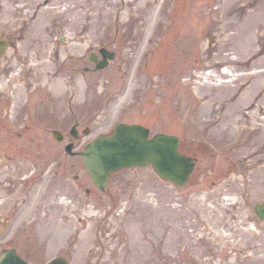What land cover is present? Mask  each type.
Instances as JSON below:
<instances>
[{
	"label": "rangeland",
	"instance_id": "374dc122",
	"mask_svg": "<svg viewBox=\"0 0 264 264\" xmlns=\"http://www.w3.org/2000/svg\"><path fill=\"white\" fill-rule=\"evenodd\" d=\"M31 1H16L14 24L0 23V44L8 42L0 53V255L16 248L40 263L65 255L70 264H264L254 209L264 200V0H96L104 10L84 32L72 16L47 17L38 38L18 40L23 15L34 11L33 21L50 5L31 10ZM7 5L0 0L4 17ZM20 42L37 60L49 45L46 58L56 52L53 72L66 84L17 95L30 63L14 53ZM101 47L116 57L96 69L89 56ZM76 119L81 134L91 128L78 150L117 122L177 134L198 157L194 177L179 187L135 166L102 191L81 157L66 154Z\"/></svg>",
	"mask_w": 264,
	"mask_h": 264
},
{
	"label": "water",
	"instance_id": "95a60500",
	"mask_svg": "<svg viewBox=\"0 0 264 264\" xmlns=\"http://www.w3.org/2000/svg\"><path fill=\"white\" fill-rule=\"evenodd\" d=\"M103 58L98 61L97 54L92 53L90 59L97 62V69L108 65L116 54L101 48ZM59 140L64 138L59 130H53ZM78 138V132L72 129ZM74 142L66 146L71 154H80L87 172L94 183L105 189L113 173L132 166L152 165L159 176L173 181L177 185H185L193 172L196 160L180 151L178 135L158 132L150 136V129L139 123H119L110 135H99L86 145L85 150L73 151ZM258 215L264 219V203L256 206ZM0 264H33L17 254L15 249L6 250L0 258ZM37 264V263H35ZM46 264H69L63 256H58Z\"/></svg>",
	"mask_w": 264,
	"mask_h": 264
},
{
	"label": "bare ground",
	"instance_id": "6f19581e",
	"mask_svg": "<svg viewBox=\"0 0 264 264\" xmlns=\"http://www.w3.org/2000/svg\"><path fill=\"white\" fill-rule=\"evenodd\" d=\"M16 1L17 0H8L7 8L3 11L6 17L0 15V17L4 19V21L0 20V23H3L5 25L14 24V22L8 19V17L11 16V11L20 12L21 8L16 5ZM41 2L42 0H33L28 4V6L32 10L34 7L40 6ZM49 2L50 5L41 10L37 19L33 21L30 20V17L34 11L31 12V14L30 12H26L23 15L21 25L23 26L26 22H28L26 27L27 33L24 35L25 38H18V40L28 41L31 38H38L41 29H43L47 25V21H45L47 17L56 19V17L58 16H72L74 21L72 22V24L79 26L77 28H80L81 32H84L90 23L96 21L95 17L100 15V12L102 13L104 10L103 6H101V4L96 0H92L90 2L89 0H49ZM61 3H66L69 6H66L65 9H62L60 8ZM21 30L24 31V28L22 27ZM49 48L50 46L47 45L46 49L39 54V60H37L35 57L31 58L32 56L28 57L29 49L25 50L24 45L21 42L19 48L14 50V53H19L21 56L28 57L30 60L29 65H24L17 75H22L23 79L25 80V82L21 85L22 88H19L17 92V95H19L20 97L26 94L25 89H28V86L30 85H34L36 88H38L40 85L63 86L64 84H66V81L64 82L61 75H59L60 71L53 72L52 66L54 65L55 58H57L56 52L51 49V52H49L50 57L46 58L47 50ZM33 52L34 54H36V51L33 50ZM32 71L35 73L36 71H41L42 73L37 72V76L34 77L31 75ZM38 74L42 76L40 80H38ZM15 77L16 76H13V78ZM8 85L9 82L5 84V86ZM7 200L8 199H6L4 203H7Z\"/></svg>",
	"mask_w": 264,
	"mask_h": 264
},
{
	"label": "flooded vegetation",
	"instance_id": "af4514ba",
	"mask_svg": "<svg viewBox=\"0 0 264 264\" xmlns=\"http://www.w3.org/2000/svg\"><path fill=\"white\" fill-rule=\"evenodd\" d=\"M248 199H249V197H248ZM248 203L250 204V199H249V202Z\"/></svg>",
	"mask_w": 264,
	"mask_h": 264
}]
</instances>
